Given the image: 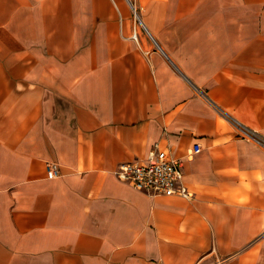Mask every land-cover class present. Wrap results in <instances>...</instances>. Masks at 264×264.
<instances>
[{
    "label": "crops",
    "instance_id": "1",
    "mask_svg": "<svg viewBox=\"0 0 264 264\" xmlns=\"http://www.w3.org/2000/svg\"><path fill=\"white\" fill-rule=\"evenodd\" d=\"M132 3L0 0V264H264V0Z\"/></svg>",
    "mask_w": 264,
    "mask_h": 264
},
{
    "label": "built area",
    "instance_id": "2",
    "mask_svg": "<svg viewBox=\"0 0 264 264\" xmlns=\"http://www.w3.org/2000/svg\"><path fill=\"white\" fill-rule=\"evenodd\" d=\"M126 1L133 15L137 17L132 0ZM227 118L234 124L239 136L256 143H264V138L258 137L256 131L230 115H227ZM199 150V144L194 143L189 154L197 153ZM46 174L50 178L59 175V167L55 161L46 163ZM114 174L119 180L128 182L139 190L165 195L177 194L184 198L191 197V193L182 181L180 159L173 157L166 148H160L158 143H154L145 161L119 163ZM222 261L217 259L213 264H222Z\"/></svg>",
    "mask_w": 264,
    "mask_h": 264
},
{
    "label": "rangeland",
    "instance_id": "3",
    "mask_svg": "<svg viewBox=\"0 0 264 264\" xmlns=\"http://www.w3.org/2000/svg\"><path fill=\"white\" fill-rule=\"evenodd\" d=\"M116 1H120V2L124 3V1H126V0H116ZM126 2H127V1H126ZM136 14H137V12H136ZM132 16H133V18L136 19V17L133 15V13H132ZM137 16H138V14H137Z\"/></svg>",
    "mask_w": 264,
    "mask_h": 264
}]
</instances>
